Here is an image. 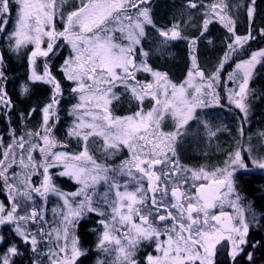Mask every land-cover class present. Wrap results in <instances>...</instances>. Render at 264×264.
I'll return each mask as SVG.
<instances>
[{
  "label": "snow or ice",
  "instance_id": "6c2138e0",
  "mask_svg": "<svg viewBox=\"0 0 264 264\" xmlns=\"http://www.w3.org/2000/svg\"><path fill=\"white\" fill-rule=\"evenodd\" d=\"M149 4L150 0H80L75 10L58 14L57 0H0V37L5 39L8 49L19 53L22 48L33 45L29 56L31 74L20 85L21 94L31 95L36 82L51 85L53 93L39 110L42 116L39 131L17 135L14 128H9L11 142L7 145L0 136V184L9 199L8 205L0 202V226H11L14 236L30 245L37 255L40 243L37 237L54 238L57 250L49 248L50 264H86L89 250L82 248L74 233L80 221L88 223L87 213L100 217L96 250L106 257L115 253L111 262L98 258L96 264H138L137 249L144 241H154L159 253L147 255L146 264H254V252L264 247V240L252 241L249 234L254 228H264V215L260 219L254 213L251 218L246 215L235 180L238 171L241 174L251 171L249 163L252 168L264 170V154H257L249 143L247 147L226 153L224 166L211 173L184 169L170 146L174 134L162 131L161 123L168 114L179 130L198 109L220 105L217 88L221 72L230 61L235 66L227 74L225 88L221 90L225 91L226 101L239 109L246 120L249 84L257 65L264 64V48L247 53V58H239L245 45L255 39L251 28L245 35L236 34L226 0L199 5L206 9L201 36L215 20L227 28L230 42L212 74L206 75L200 70L193 55L187 79L174 84L166 72L154 70L147 63L148 53L143 50L142 38L146 25L155 27ZM255 5L256 0H249L245 9L250 24ZM187 7L196 9L198 4L188 0ZM57 19L62 21V30L56 28ZM178 27L173 24L168 29H157L164 45L182 38ZM259 33L264 37V29H259ZM60 41H66L71 48L61 72L73 83L71 92L79 100L71 108L70 114L75 119L67 132L69 137L83 142L82 150L74 154L71 149L54 151L58 147L55 131L62 87L53 75L48 58L57 55ZM196 43L195 39L191 41L193 47ZM138 47L142 57L139 62L135 51ZM38 57L45 58L42 73L35 69ZM3 64L0 53V108L11 124L10 113L15 106L8 96ZM141 72L153 79L141 82L137 79ZM117 85L130 91L141 104L150 97L153 107L146 113L141 109L129 116L113 115L110 105L120 98L114 91ZM36 112V108H31L28 116ZM18 115L23 117V113ZM240 132L243 133V128ZM93 137L102 138L106 153L115 154L125 148L130 158L115 168L97 162L87 147ZM61 147L67 148V145ZM33 153L40 154V162ZM161 165L164 167L157 172L155 169ZM57 167L62 168L60 177L79 184L77 191L64 192L55 185L50 170ZM34 175L42 177L38 186L32 183ZM120 176L128 180L121 184ZM101 181L108 184L114 198H106L103 205L94 206L89 189L94 190ZM130 183L136 185L134 190H128ZM49 194L58 197L62 207L52 210L60 217L58 226L45 231V211L36 208L27 211L22 208V202L33 201L34 196L47 200ZM226 205L233 211H225ZM217 208L218 214L212 211ZM153 220L163 227L154 226ZM33 222L41 223L36 233L25 227ZM161 236L166 239L161 240ZM22 255L12 235L0 234V264H14L13 258Z\"/></svg>",
  "mask_w": 264,
  "mask_h": 264
},
{
  "label": "trees",
  "instance_id": "16d2710c",
  "mask_svg": "<svg viewBox=\"0 0 264 264\" xmlns=\"http://www.w3.org/2000/svg\"><path fill=\"white\" fill-rule=\"evenodd\" d=\"M198 4L196 9L187 7L188 0H153L148 5L150 9L151 18L155 27L152 25L145 26V37L142 38L143 50L147 51V63L151 65L154 70L166 72L170 81L174 84L182 83L189 70L192 67V56L195 55L196 63L200 70L206 74H212L222 59L224 52L226 51V44L230 42V33L227 28L224 27L219 21H213L208 31L201 36L202 23L204 20L205 8L199 5H208L213 0H194ZM229 5V16L234 21V27L236 34L245 35L251 28L252 35L255 39L250 40L245 45L241 56L239 58H247L246 54L251 51L259 50L264 48V37L259 33V29H264V0H256L255 5V16L251 22L246 16V6L249 0H242V3L232 2L226 0ZM237 4L240 7H235ZM15 11V10H14ZM14 14V13H13ZM173 24L178 25V29L181 32L180 39L168 42L164 45L157 33V29H168ZM57 25V22H56ZM59 27V26H58ZM11 25L9 26V31ZM195 39L196 45L193 47L191 41ZM211 41V43H209ZM33 45H28L20 50L19 53L13 52L8 49V45L3 37H0V53L3 54L4 64L3 67L6 69L5 76L7 77V92L8 96L11 97L12 103L15 106L14 111L10 113L12 123L9 124L5 119L4 110L0 113V136H3L4 143L7 145L10 143L9 139V128H14L17 135H22L25 132H36L40 130L42 123V116L40 109L49 102L52 96V86L36 82L32 87L31 95L21 94L20 85L30 76L29 68V56ZM137 62L142 58L140 53L141 49L136 48ZM71 54V49L67 44H61L60 48L57 49V55L48 58V63L52 67L53 75L56 76L57 80L61 82L62 96L60 97V105L58 106L59 123L56 125L55 139L60 150L71 149V152L77 153L82 150L83 142L75 137H69L67 135L68 129L73 123L75 117L71 113V108L74 104L78 103V96L71 92V88L74 86L71 81H67L61 72V65L63 60ZM234 67V62L230 61L225 66L221 79H224V74ZM144 76L139 75L138 77L142 80ZM119 95V100H116L114 107H112V113L115 116H128L139 111L141 104L131 94L130 91H126L123 86H119L116 91ZM249 101L252 109L249 110L248 119L251 120V127L249 135L253 140V144H260V150H257V154H264V64L257 65L253 78L250 82ZM146 106V105H145ZM144 107V106H143ZM36 108L37 112L32 116H28V110ZM23 113V117L18 114ZM211 118H215L212 116ZM51 124V121H50ZM246 127V125H244ZM227 137L234 136L232 133H225ZM61 145H67V148L61 147ZM89 154L92 155L97 162L105 163L109 167H117L122 161L130 158L129 153L125 149H120L115 154H108L103 149V142L100 138L95 137L90 139L87 143ZM225 147V146H223ZM193 157H199L204 155L205 152H197L191 150ZM210 153V152H209ZM36 154V153H34ZM208 154V153H207ZM226 152H214L211 156L214 159H219L217 165H224L227 160ZM121 157L123 158L121 161ZM37 160L38 155L34 157ZM246 162L248 158L245 157ZM250 172H244L241 174L240 171L236 173V191L241 197L240 204L245 209L246 215L251 218V214L254 213L257 219H260L264 215V171L261 169L252 168L249 163ZM16 171L19 173L21 170L16 167ZM62 171V168L57 167L52 169V175L54 183L64 192L77 191L79 184L73 180H69L67 177H60L58 173ZM42 179L39 175L32 177V183L39 185ZM128 178L122 176V181H127ZM107 183L101 181L97 184L98 188H103ZM136 185L134 183L129 184L128 190H134ZM107 197H104L101 202H93L95 205H103ZM108 199V198H107ZM34 200L39 210L45 211V220L47 224L43 226L45 231H51L52 227L58 226L60 217L53 213V209L62 207L61 200L53 194H49L47 200L39 196H34ZM0 202L5 205L9 204L7 198V191L0 184ZM85 219L88 223L83 220L80 221L79 225L75 229V235L79 237L81 246L83 249L89 250V259L86 264H96L97 259H108L109 262L115 259L114 251L110 256L96 250V243L98 241L100 226V217L95 213H87ZM163 227V225L158 224ZM31 226V224L25 225V227ZM41 227V226H39ZM31 232V231H29ZM0 234L12 235L15 243L18 247L22 256H16L13 258L14 264H50V258L47 253L43 250L45 244V238L50 242L49 247L54 246V238L45 237L40 240L38 245V252L34 253L31 251L30 245L23 244L19 238L15 237L12 232L11 226H0ZM249 239L252 241L264 240V228H254L250 231ZM57 250V249H56ZM252 251V249H247ZM155 244L150 242H141L137 249L136 259L138 264H146L147 255H155ZM83 259V257H81ZM223 259V257H218ZM254 264H264V247L254 252Z\"/></svg>",
  "mask_w": 264,
  "mask_h": 264
},
{
  "label": "rangeland",
  "instance_id": "374dc122",
  "mask_svg": "<svg viewBox=\"0 0 264 264\" xmlns=\"http://www.w3.org/2000/svg\"><path fill=\"white\" fill-rule=\"evenodd\" d=\"M150 1H153V0H150ZM230 1L242 3V0H230ZM57 3H58V14H59V12H63L64 14H67V13H70L71 11L75 10L79 6L80 0H57ZM56 22H57V25H56L57 30H62V21L57 19ZM117 42H119V41H117ZM59 43H60V45L61 44H67L66 41H60ZM69 48H70V46H69ZM44 62H45V58H43V57L37 58V61L35 64V69L38 73L43 72ZM29 68H30L29 71L31 73L30 64H29ZM191 69H192V67H191ZM233 69H234V67H232L230 71H228L224 74V79L220 80V85L217 88V91H218L219 96H220V105L213 106V107H210V108L204 109V110L198 109L194 113L193 118L189 119L188 122L183 127H181L179 130H176V128H175V120L168 114L164 115L163 121L161 123V129L164 132H172L174 134V139L172 141H170V146L172 148H174V150L177 154H179L178 157H181L182 159H184L182 157L183 156L182 153L185 151H188V150H194L197 152H201L202 150H204L205 154L201 155V157H199L194 164L189 166L194 171H199L202 169L206 173H211V172L215 171L217 168L223 167L224 165H222V166L217 165L219 159H214L211 157V156H213L212 153H214V152L215 153L216 152L230 153V152L236 150L238 147H247L249 143H251V145L256 150H258V151L260 150V144H258V143L253 144L252 143L253 140L248 133V132H250V127H251V122H250L251 120L248 119L249 112L247 115V119L245 120V117L243 116L242 112L239 109H237L234 105H231L226 101L225 91L221 90V89L225 88L224 80L226 79L227 74L232 72ZM141 74L142 75H148V76L147 77L144 76V79L141 80L138 77ZM206 75H210V74H206ZM222 75H223V71L221 72V76ZM137 79L140 80L141 82H149L153 78L151 77L150 74L141 72V73L137 74ZM186 79H187V77H186ZM177 85H179V84H177ZM119 86H121V85H117V87L114 88V91H116V89ZM249 89H250V84H249ZM114 103H115V101H113L112 104L110 105V111L111 112L113 109L112 107H114ZM142 104L144 107L141 106L142 108H140V110L142 109L143 113H146L147 111H149L153 107L154 101L150 97H148V98H145V100L142 102ZM246 104L248 107V111L251 110L252 106H251V103L249 101V94H248L247 99H246ZM2 112H3V108H0V113H2ZM212 116H215V118H211ZM244 125H246V127ZM241 128H243L242 134L240 132ZM225 133H232V134H234V136L227 137ZM94 138L95 137H93V139ZM98 138H100V137H98ZM90 139H92V138H90ZM100 140H102V138H100ZM102 142H103V140H102ZM223 146H225V147H223ZM123 149H125V148H123ZM125 150H127V149H125ZM54 151H65V150H60L57 147L56 149H54ZM127 152H128V150H127ZM193 154H196V153H193ZM37 155H38V158L36 161L40 162V160H41L40 154L39 153H36V154L33 153L34 157H36ZM129 155H130V153H129ZM122 159L123 158L121 157V161H122ZM25 163H27V160L25 161ZM162 167H164V166L163 165L157 166V168L155 170L157 172H159ZM18 169H20V168L18 167ZM184 169H188V167H185ZM50 171L52 173V169ZM185 174L190 175V173H185ZM109 175H112V174L110 173ZM118 179H119V182L121 184L124 183L122 181V176H120ZM235 184H236V182H235ZM144 187L145 188L148 187V182L146 180L144 181ZM121 190H123V188ZM106 194H107V198L109 200L114 198V193H113V191H111L109 189L108 184L106 186H104L103 188H98L96 185L94 190L91 188L89 189V195L92 197L93 202H101V200L104 197H106ZM168 199L171 200L170 197ZM169 203H171V201H169ZM35 205H36V202L34 199H33V201H23L22 202V208L27 210V211H31L32 208H36L39 211L38 207ZM219 210L220 209L217 208V209H213L212 211L214 213L218 214ZM224 210L229 211V212L233 211L227 205L225 206ZM20 214L23 215L24 212L21 211ZM135 222L139 223V220L136 219ZM30 224H31V226H27L26 229L28 231H31L32 233L38 232L41 228V227H39V226H41L40 222H33ZM153 224L156 227H161L155 222V220H153ZM117 235H119V233H117ZM164 239H166V237L161 236V240H164ZM146 242H149V241H146ZM49 243L50 242L47 240V238H45L46 246H43V250L46 253H48L49 248H52L54 251L56 250L53 247H49L50 246ZM150 243L155 244L154 241H152ZM156 255H159V253L157 252L154 256H156Z\"/></svg>",
  "mask_w": 264,
  "mask_h": 264
},
{
  "label": "flooded vegetation",
  "instance_id": "af4514ba",
  "mask_svg": "<svg viewBox=\"0 0 264 264\" xmlns=\"http://www.w3.org/2000/svg\"><path fill=\"white\" fill-rule=\"evenodd\" d=\"M176 154H177V153H176ZM182 154H183L182 157H183L184 159H182L181 157H178L179 154L176 155V159H177L178 163H179L183 168L188 167V169H191L189 166L192 165V164H194V163L196 162V160H197L199 157H201V156H199V157H193V152H192L191 150L185 151V152H183ZM169 155H170V154H169ZM169 201H171V200H169Z\"/></svg>",
  "mask_w": 264,
  "mask_h": 264
}]
</instances>
